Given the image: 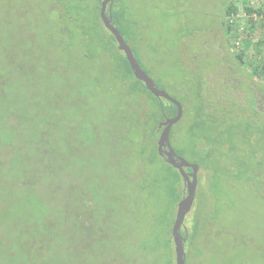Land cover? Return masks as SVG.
Returning a JSON list of instances; mask_svg holds the SVG:
<instances>
[{
    "label": "rangeland",
    "instance_id": "1",
    "mask_svg": "<svg viewBox=\"0 0 264 264\" xmlns=\"http://www.w3.org/2000/svg\"><path fill=\"white\" fill-rule=\"evenodd\" d=\"M126 1L136 59L185 107L173 147L197 160L191 127L205 104L197 135H213L225 155L201 167L186 264H264V83L232 54L222 29L228 0ZM246 3L264 11V0H237L241 28ZM98 8L0 0V264H176L185 184L151 149L153 98L118 67ZM241 118L253 124V143L236 150ZM244 155L251 170L240 178L234 164Z\"/></svg>",
    "mask_w": 264,
    "mask_h": 264
},
{
    "label": "trees",
    "instance_id": "2",
    "mask_svg": "<svg viewBox=\"0 0 264 264\" xmlns=\"http://www.w3.org/2000/svg\"><path fill=\"white\" fill-rule=\"evenodd\" d=\"M102 1L103 0H96L97 6L99 7L97 17H98L101 25L105 29V26L103 25V21H102L101 16H100ZM120 2H121V0H120ZM125 2L127 3L126 0H125ZM109 6H110L109 12H110V15L112 18L113 25L117 29L120 30V32L124 36L125 40L128 43H131L130 38L128 36H126L128 34L127 30H129L128 26L130 25L128 22V21H130L129 20L130 19L129 9L125 5L120 6L119 0H114L111 4H109ZM107 8H108V6H107ZM243 8H244L245 14L248 15V22H249L248 27L241 28L240 25H235V23H236L235 19H236L237 15L239 14V6L237 4V0H228L226 2V6H225L224 12H223V15H224V18L226 19V21H225V24L222 26V29L225 32V36L228 38V40H230V47L232 48L233 56L238 61H240L242 64H245L246 68L249 70V75L251 77L259 78L264 83V54L258 50L259 48H261L264 45V39L263 40L262 39L256 40V42L254 41L256 26L260 25L262 28H264V22L262 21V19H260V20L256 19L255 20L253 18L254 13H258L261 16V15H264V11L261 9H256V8H254V6H250L247 3L244 4ZM106 13H107V11H106ZM107 15H108V13H107ZM122 26L124 27V29H122ZM111 37L114 40L113 35H111ZM111 45L113 47L112 49L115 52L118 51L114 44H111ZM250 47H253L254 50H257L256 52L258 53L259 57L255 58L254 60L251 59L247 63L246 58L249 57ZM117 65L120 68V70L123 71L127 81H130V79L134 78L137 81V83L138 82L141 83L139 80H137L135 78L133 71L131 69V66H130L127 58H126V55L119 53V57L117 59ZM141 85H142L143 91L147 92L148 94H150L152 96L153 101H154L153 105L155 108L154 112H157L156 115H154V120H155L154 128L156 129V134H155V138H153L154 143H152L153 145H151L152 146L151 149H152L154 154L156 153L157 155H159L158 151H157V141H156V137L158 136V132H159V131H157L158 124L160 121L164 120L165 117L175 116L177 113V106L174 105L173 103H171L170 101L166 100V99L162 100V99L156 98L146 88V86L143 83H141ZM143 94H145V93H143ZM164 101H166L167 104H165ZM184 109H185V107H184ZM206 109H207V106L205 104H203V105L200 104L195 111V119L193 120L192 127H191L192 140L190 139V141L192 142V145H193L192 147H194V150H195L194 151L195 152L194 157L197 160L190 161V162L196 163V164L200 165L202 168H205L204 169L205 171H208V170H210L211 165H213V163H212L213 160H215L214 152H216L217 155H221L220 158H218L220 163L222 162L225 155L214 150V146L212 144L214 141V138H212V137H214L213 135H204L203 137L202 136L199 137L197 135L198 132H196V131H198V129H200L203 125H205V121H206L205 118H207L206 116H207V112H208V111H206ZM222 113L225 114L226 112L222 110ZM184 114H185V110H184ZM210 115H211V113L209 114V116ZM223 116L224 115H222L220 117H223ZM222 119H224V118H222ZM252 126H253L252 123H249L248 121L246 122V121H244V119L241 118V124L239 125V127L237 129L239 134H240V135L238 134V137H237L238 142H237V144H234V142H232V145H230V146H232V149L237 150L240 147L241 143H243V144L253 143V141H252V138H253ZM247 133H248V135H247ZM171 138H172V134H171ZM199 147L202 148V151L198 150ZM199 155H200V157H198ZM255 156L258 157V153ZM159 157H161V156L159 155ZM240 158H242V159H240ZM245 158H246L245 155L243 157L238 156V158H236V162L234 164L236 166V169H237V173H238L237 175L240 178H242L244 175H246V173H248L251 170V169H249V166L247 164H245ZM258 159H259V157H258ZM151 162L153 163V159L151 160ZM178 173L180 174L179 171H178ZM180 176H181V179H183L181 174H180ZM199 181H200V176L198 179V184H200ZM183 182H184V180H183ZM198 189H199V187H198ZM198 192H199V190H198ZM197 193H196V197H197ZM210 195H212V194H210ZM212 199H213V196H212ZM213 201H214V199H213ZM197 223H199V222H197ZM195 227H198V224H195ZM196 232H197V229H195V232L192 235L194 240L197 237ZM182 233L185 234L186 231L183 229ZM169 234H170V231H169Z\"/></svg>",
    "mask_w": 264,
    "mask_h": 264
},
{
    "label": "water",
    "instance_id": "3",
    "mask_svg": "<svg viewBox=\"0 0 264 264\" xmlns=\"http://www.w3.org/2000/svg\"><path fill=\"white\" fill-rule=\"evenodd\" d=\"M113 1L114 0L102 1L100 16L105 27L110 30V32L114 35L116 41L118 42V49L125 53L134 76L138 80L143 81L146 88L156 98L166 99L177 106V113L175 116L165 117V119L160 121L158 124L159 129H161L162 127L164 128L161 131L157 141V151L165 161L179 170L184 180L186 195L178 202L177 205L175 219L172 227V238L175 245L176 264H186V254L184 248L186 238L182 236L181 230L185 226V218L191 211L195 202L198 186L199 165L190 162L184 157L179 156L171 143V129L182 119L184 114L183 105L180 101L171 96L166 90L159 88L152 77L141 67L134 55L132 48L129 44H127L120 30L113 25L111 16L107 15L106 13L107 6ZM185 168H191L192 172L188 173Z\"/></svg>",
    "mask_w": 264,
    "mask_h": 264
},
{
    "label": "flooded vegetation",
    "instance_id": "4",
    "mask_svg": "<svg viewBox=\"0 0 264 264\" xmlns=\"http://www.w3.org/2000/svg\"><path fill=\"white\" fill-rule=\"evenodd\" d=\"M109 9H110V6L108 5V8H107V13H108V15H110V12H109ZM111 16V15H110ZM104 25V24H103ZM105 26V25H104ZM105 29L107 30V32H109V34L110 35H113L111 32H110V30H108L106 27H105ZM113 37H114V35H113ZM127 42V41H126ZM113 44L116 46V48H117V50L119 51V53H122L123 55H125V53L123 52V51H121V50H119L118 49V42L116 41V39H115V37H114V42H113ZM127 44H130V43H128L127 42ZM130 47H131V44H130ZM132 48V47H131ZM133 50V49H132ZM139 62V61H138ZM139 64H140V62H139ZM141 65V64H140ZM142 67V66H141ZM143 68V67H142ZM144 69V68H143ZM145 70V69H144ZM146 71V70H145ZM147 73H148V71H146ZM149 74V73H148ZM136 78V77H135ZM137 79V78H136ZM138 80V79H137ZM140 81V80H139ZM141 83H143L144 84V82L143 81H140ZM145 85V84H144ZM163 128L164 127H162L161 129H159V128H157V131H159L160 133H161V131L163 130ZM173 129V128H172ZM160 136V135H159ZM170 139H171V136H170ZM158 141V140H157ZM177 152V151H176ZM178 154V153H177ZM179 155V154H178ZM162 157V156H161ZM163 158V157H162ZM164 159V158H163ZM185 170L188 172V173H191L192 172V170H191V168H185ZM200 170H201V166L199 165V172H198V179H199V176H200V174H201V172H200ZM200 182V181H199ZM201 182H202V180H201ZM201 182H200V184H201ZM200 184H198V186H197V192H198V187L200 186ZM196 192V193H197ZM196 198V197H195ZM183 229L186 231V233L185 234H183L182 233V231H183ZM181 234H182V236L184 237V238H186V235H187V229L185 228V226L182 228V230H181ZM186 243V242H185Z\"/></svg>",
    "mask_w": 264,
    "mask_h": 264
},
{
    "label": "built area",
    "instance_id": "5",
    "mask_svg": "<svg viewBox=\"0 0 264 264\" xmlns=\"http://www.w3.org/2000/svg\"><path fill=\"white\" fill-rule=\"evenodd\" d=\"M253 18L256 20H260V19H262V21L264 22V15H259L258 13H254L253 14Z\"/></svg>",
    "mask_w": 264,
    "mask_h": 264
}]
</instances>
